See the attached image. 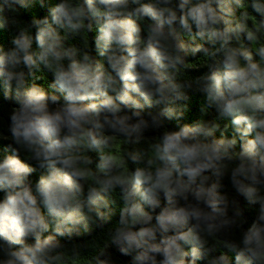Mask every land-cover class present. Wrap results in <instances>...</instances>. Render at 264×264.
Instances as JSON below:
<instances>
[{
  "label": "clouds",
  "instance_id": "9594fccd",
  "mask_svg": "<svg viewBox=\"0 0 264 264\" xmlns=\"http://www.w3.org/2000/svg\"><path fill=\"white\" fill-rule=\"evenodd\" d=\"M31 3L0 0V29L19 28L11 47H0L17 146L0 160V264H67L57 237L102 226L117 200L122 207L108 245L132 264H233L227 252L213 255L218 246L234 253V264H264V0H59L23 26L15 17ZM94 28L106 63L87 50ZM67 33L82 37L83 49L68 43ZM188 53L211 57L209 71L183 79ZM44 69L54 76L47 90L35 82ZM191 90L217 117L168 130L165 119L183 116L179 102ZM144 109L155 110L146 118ZM220 121H230L231 137L227 123L215 137ZM164 128L145 151L126 148L123 162L110 151L114 138L129 145ZM90 151L100 155L94 167ZM21 153L44 170L35 184L29 178L36 168ZM225 175L259 207L239 242L217 243L222 232L241 228L238 202L220 191ZM106 253L94 264H107L100 259Z\"/></svg>",
  "mask_w": 264,
  "mask_h": 264
},
{
  "label": "trees",
  "instance_id": "16d2710c",
  "mask_svg": "<svg viewBox=\"0 0 264 264\" xmlns=\"http://www.w3.org/2000/svg\"><path fill=\"white\" fill-rule=\"evenodd\" d=\"M59 3V0H43V4L41 0H32V3L29 7L19 8V12L16 15V19H18L23 26H31V22L34 18H43L48 15V9L52 6H55ZM178 3V0H177ZM19 7V6H18ZM249 13L252 15H256L257 19L260 17L253 12L251 7L248 8ZM243 9L237 8L235 12V20H239L242 15ZM146 22H150L146 19ZM251 22H249L250 24ZM33 35L35 34V29L32 28ZM19 32V28L13 25H9L7 28L0 29V47H3L5 50L11 47L10 41L11 38L17 35ZM61 34H66L63 30H61ZM69 40L68 43L73 44L79 48L84 47L83 38L80 36H72L70 33H67ZM97 32L95 28L87 33L88 45L89 48L87 50L90 51L91 55L98 60L104 61L103 57H100L95 49V37ZM146 37V33H142ZM86 38V34H85ZM182 39L187 40V37L182 35ZM241 39L244 42L245 47H250L249 42L243 36ZM33 50H38L35 42L33 43ZM211 57L202 56V54H197L196 56H192L191 53L185 55L186 63H189L187 69H185L183 79L192 80L201 75L206 74L209 69L206 67L208 63L211 62ZM27 72V69H24ZM36 76L40 77L36 79V83L47 90L48 84L52 83L54 76L53 73L44 69L42 71H37ZM29 83L32 82V77H29ZM61 103H63V99L61 97ZM179 103L185 104L186 108L184 109L183 116L177 120L173 119H165V127L168 130H178L179 126L183 124H193L197 120L203 119L205 121H211L217 117V113L213 108H209L206 112L203 110L206 105L205 97L202 93L191 90L189 91V99L187 101H180ZM16 107L13 101L7 99L4 95L2 81H0V160H2L6 155L11 154V150L9 145L12 147H17L14 142L11 141V133L9 131L10 128V114L13 108ZM155 109H144L145 117L147 118V112L153 111ZM227 123L229 125L226 135L231 137L233 135V129L231 127L230 121H220L221 128L215 133L216 138H220L221 133L224 130V124ZM164 128L162 130H152L149 129L144 133V136L137 143L135 142V137H133V142L129 145H126L124 141L119 138H114L113 143L110 147L111 153L117 157V159L121 162L124 161V152L126 148L133 151H145L148 147L149 141H151L154 137L162 134V131H166ZM239 150V149H237ZM88 155L93 160V167L96 163L99 162L100 155L97 152L90 151ZM21 159L25 162L29 163L32 167L36 168V171L30 176V180L35 184L36 181L40 178L41 175L44 174V170L39 168L37 162L28 160L24 153H21ZM238 157H233V161L227 163L225 165L226 169L230 172V170L236 166V161ZM124 167L127 169L128 165L125 162ZM130 168L134 169L133 165H130ZM222 188L220 191L222 194H227L229 199H235L238 202L239 207L242 211V216L239 218L238 225L240 227L233 228L231 230L222 232L219 237L214 238L217 243L223 242L224 240H231L234 242H239L242 229L246 230L251 223L255 220L258 210V205H249L242 196L238 195L235 189L232 187L230 178L228 175H225L221 180ZM264 192V189H261ZM5 196L4 191L0 190V200H2ZM166 201L161 198V206H165ZM113 214L111 218L104 222L101 221L102 226L90 225L89 231L84 232L80 231L79 234H74L72 237L58 236L57 239L64 246L68 252L66 253L67 264H94L95 257L99 256L100 253H106L103 256H100L101 260L107 261V264H132L131 257L127 255H122L116 246L109 247L108 245V232L110 227H112L119 219V210L122 207V203L120 201H116L112 205ZM45 212L46 210L43 209ZM157 212L159 209L156 210ZM51 234V233H49ZM29 242H34L31 239ZM215 242L210 241L209 247H213ZM75 249V255L72 254V248ZM109 247V248H108ZM220 252H227V254L233 259L234 264V253L228 252L222 246H218L217 250L213 253V255H219ZM197 264H206L205 261H198Z\"/></svg>",
  "mask_w": 264,
  "mask_h": 264
}]
</instances>
